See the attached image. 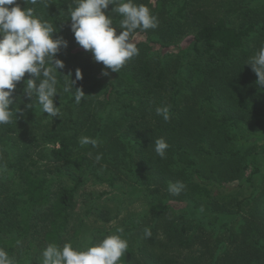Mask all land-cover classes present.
<instances>
[{
  "label": "trees",
  "instance_id": "obj_1",
  "mask_svg": "<svg viewBox=\"0 0 264 264\" xmlns=\"http://www.w3.org/2000/svg\"><path fill=\"white\" fill-rule=\"evenodd\" d=\"M132 2L147 6L158 27L134 31L131 40L144 34L145 41L136 43L139 54L117 73L75 41L73 0H17L51 23L52 37H62L67 47L56 54L64 63L53 96L60 116H47L35 97L24 94L27 80L35 79L25 73L11 93L15 116L0 125V248L13 264H43L49 244L82 250L119 234L128 242L119 264H264V179L256 182L254 157L248 163L241 151L226 149L239 137L232 132L238 122L260 123L264 86H257L246 63L264 44V18L234 27L224 18L211 20L189 0ZM112 7L105 13L118 35L123 17ZM188 34L191 46L163 53L153 48L178 47ZM69 79L75 83L65 92ZM76 88L85 93L80 103ZM162 106L169 107L168 121L156 114ZM83 136L96 137L98 146H81ZM159 138L170 146L164 158L154 150ZM120 150L152 214L128 226L96 228L84 247L80 229L70 233L77 191L90 177L113 187L112 172L124 160H118ZM197 157L214 166L198 167ZM177 181L185 187L174 195L168 186ZM167 196L184 201L185 210H174L162 200ZM102 218L109 221L106 213ZM146 228L151 237L145 238Z\"/></svg>",
  "mask_w": 264,
  "mask_h": 264
},
{
  "label": "clouds",
  "instance_id": "obj_2",
  "mask_svg": "<svg viewBox=\"0 0 264 264\" xmlns=\"http://www.w3.org/2000/svg\"><path fill=\"white\" fill-rule=\"evenodd\" d=\"M28 2L36 5L38 0ZM73 2L75 7L70 11V28L75 41L84 50L90 51L96 62H102L105 69L112 72L119 73L128 60L139 54L137 44L131 40L135 30L158 27V19L151 14L150 9L143 4L136 5L132 0ZM109 5H113L111 12L123 17L118 35L111 16L105 13ZM55 31L51 23L35 14L33 7L21 8L17 0H0V125L11 123L15 116L9 108L12 104L11 93L25 73L35 79L27 80L24 94L31 101L35 97L36 103L47 116H60V109L54 104L53 96L58 92L57 68L62 69L64 63L56 58V54L61 47H67V41L62 37L54 39L52 33ZM246 64L255 72L257 86H264V44ZM108 74V71L102 69V75ZM81 78L82 73L77 69L75 80ZM36 79L39 80L38 85ZM74 83L75 81L69 79L64 91L69 92ZM76 89L74 99L76 103H80L85 93L80 88ZM25 107L32 108L33 104H27ZM156 114L162 116L165 121L170 119L168 106L157 107ZM79 143L81 146H98V140L88 136L81 137ZM169 147L165 139L159 138L155 141L154 150L158 156L164 158ZM101 158L102 155L97 154L95 160L98 162ZM184 187L182 182L177 181L169 184L168 191L178 195ZM122 232L123 229H117V233ZM151 235V230L146 228L145 238ZM127 250V240L119 234H111L82 250L74 249L70 243H65L62 247L49 244L43 250L42 256L43 264H119ZM0 264H13L12 258L3 248H0Z\"/></svg>",
  "mask_w": 264,
  "mask_h": 264
},
{
  "label": "rangeland",
  "instance_id": "obj_3",
  "mask_svg": "<svg viewBox=\"0 0 264 264\" xmlns=\"http://www.w3.org/2000/svg\"><path fill=\"white\" fill-rule=\"evenodd\" d=\"M182 1L172 0L173 4L182 3ZM189 2L198 3L211 20L219 17L224 18L234 27L254 21L261 23L264 18V0H189ZM132 41L135 43L143 42L145 41V35L136 34ZM192 43L193 37L188 34L181 39L178 47L162 49L158 45H154L153 48L162 53L166 51L176 52L178 48L191 46ZM262 93L264 95V91ZM260 109V123L249 127L243 122H238L234 129L232 128V132L237 133L239 137L228 142L226 146V149L241 151L244 160L248 163L253 157L255 158V164L260 169L259 175H256L257 183L262 182L264 179V98ZM119 153L118 160L121 158L124 160L112 172L115 176L113 187L106 182H98L90 177V180L77 191L70 233L80 229L79 238L82 239L84 247L90 241V237L96 228L112 229L119 226H128L137 222V217L145 215L148 218L152 214L149 196L138 190L134 181L135 176L127 170L129 168L128 159L124 156L123 150H120ZM203 158L198 159L197 157L198 167L201 165L202 169H206L210 165L214 166V160L211 159L209 162L208 160L204 161ZM162 200L176 211H184L186 208L184 201L174 200L170 196ZM104 213L109 217L107 222L102 218Z\"/></svg>",
  "mask_w": 264,
  "mask_h": 264
}]
</instances>
